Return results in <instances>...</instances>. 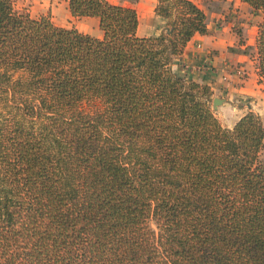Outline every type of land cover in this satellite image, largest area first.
Instances as JSON below:
<instances>
[{
  "label": "trees",
  "instance_id": "16d2710c",
  "mask_svg": "<svg viewBox=\"0 0 264 264\" xmlns=\"http://www.w3.org/2000/svg\"><path fill=\"white\" fill-rule=\"evenodd\" d=\"M68 3L104 37L0 0V264H264V122L224 127L172 69L205 12L158 0L140 37L133 8ZM257 56L264 85V19Z\"/></svg>",
  "mask_w": 264,
  "mask_h": 264
},
{
  "label": "crops",
  "instance_id": "0c3cea01",
  "mask_svg": "<svg viewBox=\"0 0 264 264\" xmlns=\"http://www.w3.org/2000/svg\"><path fill=\"white\" fill-rule=\"evenodd\" d=\"M110 3L137 11L139 17L138 36L154 37L162 33L165 21L156 14L158 0H108ZM206 14L208 33L196 34L187 45L184 54L172 64L173 71L213 91V100L219 99V115L227 112L241 115L232 128L248 113L262 114L261 103L255 105L258 93L264 85L260 82L255 67L257 37L264 14L253 10L242 0H192ZM19 7L27 8L33 18L50 16L61 28H75L79 32L102 39L104 33L98 18H74L68 0H18ZM227 65L243 67L248 78L240 85L232 78V85L222 81L223 69ZM236 102H238L236 104ZM247 103V106H242ZM252 105V108L249 105Z\"/></svg>",
  "mask_w": 264,
  "mask_h": 264
},
{
  "label": "rangeland",
  "instance_id": "374dc122",
  "mask_svg": "<svg viewBox=\"0 0 264 264\" xmlns=\"http://www.w3.org/2000/svg\"><path fill=\"white\" fill-rule=\"evenodd\" d=\"M17 2H18V0H16ZM17 7L20 9V10H28L27 8H23V7H19L18 6V4H17ZM47 17H50V16H47ZM51 18V17H50ZM37 19V18H36ZM255 56H256V63H255V67H256V69L258 70V56H257V54H255ZM246 71V70H245ZM260 77V76H259ZM248 78V72L246 71V79ZM258 79H260V82H261V78H258ZM240 84H242V82H239L238 81V85H240ZM232 85V84H231ZM214 101V100H213ZM238 102H236V104H237ZM261 103V105H263V106H260V107H262V114H255V115H257L258 117H260L262 120H263V122H264V91L261 89L260 90V92L258 93V100L255 102V105H259ZM254 103H252L251 105H249V107L250 108H252V105H253ZM242 106H247V103H244V105H242ZM220 107H221V104L220 105H218V107H217V109H215L214 108V104H213V102H212V110L215 112V114H216V116L220 119V121H221V123H222V125L224 126V127H226V128H228V127H230L231 126V124H233L234 122H236V120H237V118L241 115V112L239 111V110H237L234 114H227V112H225V113H222V115H221V117H220V115H219V109H220ZM86 111L87 112H91V109L90 108H87L86 109ZM234 127V126H233ZM232 127V128H233ZM260 161L261 162H264V150L261 152V154H260ZM153 227L155 228V226L153 225Z\"/></svg>",
  "mask_w": 264,
  "mask_h": 264
},
{
  "label": "built area",
  "instance_id": "2783aa9c",
  "mask_svg": "<svg viewBox=\"0 0 264 264\" xmlns=\"http://www.w3.org/2000/svg\"><path fill=\"white\" fill-rule=\"evenodd\" d=\"M236 78L237 81L239 82H244L246 80V71L243 67L237 66V65H227L223 69V74H222V81L230 85L232 84V78Z\"/></svg>",
  "mask_w": 264,
  "mask_h": 264
},
{
  "label": "water",
  "instance_id": "95a60500",
  "mask_svg": "<svg viewBox=\"0 0 264 264\" xmlns=\"http://www.w3.org/2000/svg\"><path fill=\"white\" fill-rule=\"evenodd\" d=\"M213 104H214V108L217 109L218 105L221 104V101L219 99H214Z\"/></svg>",
  "mask_w": 264,
  "mask_h": 264
}]
</instances>
